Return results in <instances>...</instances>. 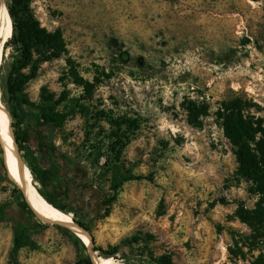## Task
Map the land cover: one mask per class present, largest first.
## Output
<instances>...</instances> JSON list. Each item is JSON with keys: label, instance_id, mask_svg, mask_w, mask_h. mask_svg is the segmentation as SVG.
Here are the masks:
<instances>
[{"label": "rangeland", "instance_id": "374dc122", "mask_svg": "<svg viewBox=\"0 0 264 264\" xmlns=\"http://www.w3.org/2000/svg\"><path fill=\"white\" fill-rule=\"evenodd\" d=\"M10 3L0 0V39ZM31 8L43 27L63 30L68 53L41 64L26 86L24 124L36 138L23 155L38 171L53 169L52 158L64 168L66 184L44 188L39 175L36 185L77 212L90 245L20 207L0 146V264L107 261L97 249L115 247L118 257L131 252L144 264L162 257L243 264L232 260V237L251 234L237 212L240 204L253 208L256 197L235 180V156L215 113L242 97L264 117V0H32ZM3 41L0 106L10 122L5 81L13 54ZM68 59L96 85L89 111L72 107L82 89L66 77ZM45 95L53 105L67 98L55 105L67 115L61 128L39 125ZM189 101L210 105L200 126L188 122ZM99 110L140 120L119 159ZM116 172L146 179L125 182L112 202ZM19 228L29 244L15 252Z\"/></svg>", "mask_w": 264, "mask_h": 264}, {"label": "trees", "instance_id": "16d2710c", "mask_svg": "<svg viewBox=\"0 0 264 264\" xmlns=\"http://www.w3.org/2000/svg\"><path fill=\"white\" fill-rule=\"evenodd\" d=\"M31 3L32 0H11L8 9L6 7L13 29L9 38L4 42L6 50L11 49L13 54L6 71L5 92L8 98L7 106L12 116L10 124L24 162L26 157L23 152L32 150L31 144L35 142L36 138L27 125L24 124L26 107L31 106L26 97V86L30 80L36 77V71L41 64L60 59L68 53L63 30L56 28L50 31L43 27L35 16ZM27 71L32 73L27 74ZM66 77L74 85L82 89V95L71 100L72 107L81 112L89 111V102L94 98L95 83L81 76L71 59H68ZM43 98L44 104L39 107V125H53L56 128H61L67 115L57 111L55 105L57 106L61 101L66 100V96L62 97L61 101L55 105L52 104V96L45 95ZM184 109L188 115V122L194 127L202 124V117L210 115V105L206 102L189 101L184 105ZM261 110L262 108L258 104L242 97H237L222 102L215 113L235 156L237 163L235 180L247 183V192L251 196L256 197L253 208H248L244 204L239 205L238 218L249 228L251 234L241 235L240 239H237L236 236L232 237V247H235L234 249L232 248V260L235 263L242 260L243 264L248 261H250V264H264V117L258 116V112ZM94 114L100 120H108L112 126V138L114 141L110 148L119 159L131 134L140 128V120L128 115L114 116L111 111L106 110H99ZM52 159L55 162L54 168L42 171L36 170L32 164L25 162L32 173L33 184L39 193L54 207L65 213H73L74 222L90 234L89 227L76 219L77 212L74 209L63 202H58L54 195H49L37 187L36 182L39 175H43L45 178L43 181L44 188H57L69 181L64 168L55 160L56 158ZM2 162L4 166L3 157ZM107 163L109 164L108 160ZM143 179H146V177H124L116 172L112 184V189L115 193L112 202L116 200L117 193L125 182ZM9 180L13 182L10 178ZM15 191L22 197L20 207L24 211L32 212L17 186ZM110 214L111 208L109 207L105 217H109ZM62 229L72 234L80 243L83 242L71 230L65 227H62ZM134 240L138 241L137 238ZM28 244L29 241L25 237V231L21 228L16 230L14 251L18 252ZM245 248L248 251H245ZM97 250L103 252L105 258L102 259L112 261L114 264H144L143 261L135 259L131 252L127 253L126 251L122 254V257H118L120 253L118 247L113 248L111 251ZM229 250H231V247H229ZM256 252L259 254L256 255ZM113 259L116 261H113ZM153 262L156 264H171L170 259L166 257ZM85 264L95 263L89 256Z\"/></svg>", "mask_w": 264, "mask_h": 264}, {"label": "bare ground", "instance_id": "6f19581e", "mask_svg": "<svg viewBox=\"0 0 264 264\" xmlns=\"http://www.w3.org/2000/svg\"><path fill=\"white\" fill-rule=\"evenodd\" d=\"M7 24L3 28V43L9 38L12 33V21L7 16ZM0 146L2 149V157L4 167L8 177L16 184L22 192L24 199L30 206L34 214L47 223H57L77 235L86 246L90 245V235L79 225H77L72 217L57 209L50 204L38 191L33 184V177L27 164L24 162L19 147L15 140L14 131L6 114L0 106ZM99 260V259H98ZM94 260L95 264H113L111 261Z\"/></svg>", "mask_w": 264, "mask_h": 264}]
</instances>
